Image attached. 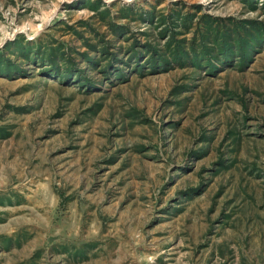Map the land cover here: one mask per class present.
<instances>
[{
    "label": "rangeland",
    "instance_id": "374dc122",
    "mask_svg": "<svg viewBox=\"0 0 264 264\" xmlns=\"http://www.w3.org/2000/svg\"><path fill=\"white\" fill-rule=\"evenodd\" d=\"M0 264H264V0H0Z\"/></svg>",
    "mask_w": 264,
    "mask_h": 264
}]
</instances>
